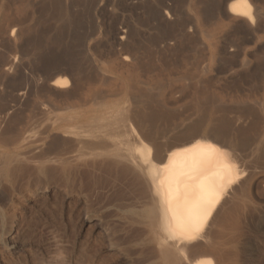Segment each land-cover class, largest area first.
<instances>
[{
    "label": "bare ground",
    "instance_id": "obj_1",
    "mask_svg": "<svg viewBox=\"0 0 264 264\" xmlns=\"http://www.w3.org/2000/svg\"><path fill=\"white\" fill-rule=\"evenodd\" d=\"M250 1L233 0L228 14L257 33ZM8 14L0 5V34L10 27L13 37L21 18ZM164 43L103 63L82 88L72 76L46 89L30 80L12 100L2 96L7 175L28 173L26 188L64 193L84 221H97V240L72 241L88 264L106 242L143 264H220L212 258L220 229L264 212V48ZM12 55L7 71L22 59Z\"/></svg>",
    "mask_w": 264,
    "mask_h": 264
},
{
    "label": "rangeland",
    "instance_id": "obj_2",
    "mask_svg": "<svg viewBox=\"0 0 264 264\" xmlns=\"http://www.w3.org/2000/svg\"><path fill=\"white\" fill-rule=\"evenodd\" d=\"M232 1L0 0L8 16L21 18L23 22L19 21L21 24L17 26L15 36L11 37L10 27L0 34V85L3 86L0 87V103L2 96H5L3 100H12L17 89L30 80L38 81L46 89V85L54 80H71L73 77L82 88L84 80L94 77L98 68L115 62V59L122 61L133 47L149 50L168 41V44L186 48L213 42L264 48V0L250 1L253 14L260 16L261 28L257 33L245 22L229 16L228 5ZM166 13L171 18H166ZM123 32L127 35L121 40ZM5 39L6 42L2 41ZM9 54L22 58L19 68L12 71H7L3 62L11 56ZM31 100L35 98L31 97ZM0 146V264H88L87 257L73 251L72 241L74 235L82 239L89 234L97 240L102 234L97 221H84L83 206H77L64 193L54 189L45 192L26 188L28 173L13 178L8 176L5 149L2 144ZM53 177V174L49 175V179ZM259 193L264 195V186ZM263 213H254L252 220L246 223L232 222L231 231L220 229L219 237H215L216 251L212 258L220 264H264V234H257L259 228L264 229ZM236 231L242 232L243 236L238 237ZM104 245L96 264L142 263V258L134 253L126 259L124 255L110 253L108 242Z\"/></svg>",
    "mask_w": 264,
    "mask_h": 264
}]
</instances>
